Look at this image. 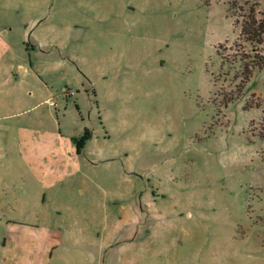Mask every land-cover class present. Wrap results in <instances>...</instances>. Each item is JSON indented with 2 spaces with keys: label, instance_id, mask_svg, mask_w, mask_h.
<instances>
[{
  "label": "rangeland",
  "instance_id": "rangeland-1",
  "mask_svg": "<svg viewBox=\"0 0 264 264\" xmlns=\"http://www.w3.org/2000/svg\"><path fill=\"white\" fill-rule=\"evenodd\" d=\"M246 11L0 0V264H264V69L223 102Z\"/></svg>",
  "mask_w": 264,
  "mask_h": 264
},
{
  "label": "trees",
  "instance_id": "trees-1",
  "mask_svg": "<svg viewBox=\"0 0 264 264\" xmlns=\"http://www.w3.org/2000/svg\"><path fill=\"white\" fill-rule=\"evenodd\" d=\"M241 1L247 6V11L240 15L241 20H236V23L240 26V39L250 45L251 52L249 54L242 53L239 56L241 83L232 95L223 99L225 104L242 95L244 85L254 70L264 69V8L261 10L260 4L256 0ZM261 137H264V134H261ZM89 138L90 133L88 130H85L80 138L72 139L77 153L83 148Z\"/></svg>",
  "mask_w": 264,
  "mask_h": 264
},
{
  "label": "crops",
  "instance_id": "crops-1",
  "mask_svg": "<svg viewBox=\"0 0 264 264\" xmlns=\"http://www.w3.org/2000/svg\"><path fill=\"white\" fill-rule=\"evenodd\" d=\"M87 4V2H86ZM102 11L98 10V9H89L87 8L85 13H83V17H84V26L83 28L86 30V31H89V27L90 26H99L101 28H103L105 25H110V23H107L105 24V20L107 19V17L103 16L102 15ZM108 35H112V31H108L107 32ZM1 43L0 44V54L4 53V54H10L12 53V50L11 52H9V48L12 49L11 46H8V45H3ZM24 45V44H23ZM6 46V47H5ZM35 46H32V47H29L28 45L23 48V47H19L18 48H15V52L18 53V55L23 58L25 57V55H30L31 53H34L35 51ZM35 74L39 77H41L36 71H35ZM92 162V161H91ZM133 230H135V226L133 228ZM57 246H55L53 249H56ZM52 249V251H53Z\"/></svg>",
  "mask_w": 264,
  "mask_h": 264
}]
</instances>
